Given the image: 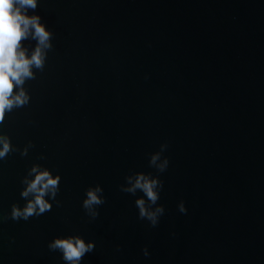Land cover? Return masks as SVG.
Listing matches in <instances>:
<instances>
[{
    "label": "water",
    "instance_id": "95a60500",
    "mask_svg": "<svg viewBox=\"0 0 264 264\" xmlns=\"http://www.w3.org/2000/svg\"><path fill=\"white\" fill-rule=\"evenodd\" d=\"M36 12L53 49L25 85L31 103L0 125L34 145L0 161V264H63L47 243L71 233L96 242L84 264H264V0H40ZM162 143L153 228L120 185L156 175L148 154ZM33 163L61 175L60 206L3 220ZM96 184L106 202L89 221Z\"/></svg>",
    "mask_w": 264,
    "mask_h": 264
},
{
    "label": "clouds",
    "instance_id": "9594fccd",
    "mask_svg": "<svg viewBox=\"0 0 264 264\" xmlns=\"http://www.w3.org/2000/svg\"><path fill=\"white\" fill-rule=\"evenodd\" d=\"M39 4L40 0H0V125L5 124L15 110L31 103V95L25 85L35 80L37 73L45 69L48 54L53 49L54 34L37 14ZM33 147L29 141L19 148L6 132L0 131V161L17 152L25 157ZM167 149L168 144L162 143L158 151L148 154V167L154 169L156 175L151 172H131L120 185L121 192L133 196L137 192L141 194L134 200L137 218L153 228L165 213L164 206L158 201L164 188L159 174L164 173L170 163L164 156ZM39 159L45 157L40 156ZM61 180L60 174H54L53 170L42 164L33 163L20 180L19 195L24 201L23 205L13 203L3 220L27 222L30 218L50 212L53 204L60 206L56 197ZM105 202L104 190L99 184L85 189L81 207L89 221L97 219L98 209ZM177 210L187 214L183 200L177 204ZM47 248L59 253L63 264H84L85 255L96 249V242L81 234L71 233L53 237L48 241ZM141 251L144 257L150 256L146 246Z\"/></svg>",
    "mask_w": 264,
    "mask_h": 264
}]
</instances>
